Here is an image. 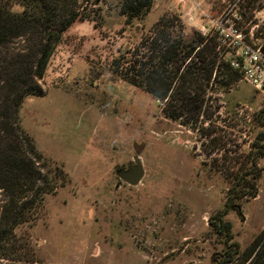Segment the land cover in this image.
<instances>
[{"label":"rangeland","instance_id":"374dc122","mask_svg":"<svg viewBox=\"0 0 264 264\" xmlns=\"http://www.w3.org/2000/svg\"><path fill=\"white\" fill-rule=\"evenodd\" d=\"M120 4L79 0V19L38 79L43 93L23 100L22 129L67 178L15 230L16 239L35 264H215L223 245L208 218L249 167L251 143L264 132V96L240 76L225 87L212 82L199 121L183 124L165 115L167 99L116 76L112 62L144 36L148 55L155 23H165L171 39L214 38L210 20L225 12L241 16L242 30L263 43L254 33L264 25V0H152L146 14L131 19ZM135 156L144 174L130 185L117 171ZM258 166L257 195L237 200L240 212L225 215L241 251L264 240V157Z\"/></svg>","mask_w":264,"mask_h":264},{"label":"trees","instance_id":"16d2710c","mask_svg":"<svg viewBox=\"0 0 264 264\" xmlns=\"http://www.w3.org/2000/svg\"><path fill=\"white\" fill-rule=\"evenodd\" d=\"M78 1L0 0V260L5 264H35L28 245L18 243L15 230L29 223L46 196L67 178L61 167L36 149L21 127L19 112L27 96L43 93L38 79L44 77L64 31L79 19ZM151 4L152 0H121L120 12L131 19L146 14ZM164 24L152 27L148 55L142 48L150 36H144L124 57L112 62V71L154 99H167L165 115L170 119L196 124L206 110L208 85L229 86L240 74L218 49L216 36L197 33L190 43L177 36L171 39ZM254 35L264 48V25ZM17 39L25 42L22 49L13 47ZM263 137L264 132L251 143L249 167L227 189L223 209L208 218L211 233L223 245V250L213 255L215 264H245L252 255L247 264H264V240L257 239L241 251L232 224L225 218L231 210L240 212L237 200L257 195L255 179L261 176L258 159L264 157V145L259 143Z\"/></svg>","mask_w":264,"mask_h":264},{"label":"built area","instance_id":"2783aa9c","mask_svg":"<svg viewBox=\"0 0 264 264\" xmlns=\"http://www.w3.org/2000/svg\"><path fill=\"white\" fill-rule=\"evenodd\" d=\"M213 23L218 48H224V55L232 68L238 70L240 78L264 96L263 45L247 35L239 23L241 16L235 12L221 14Z\"/></svg>","mask_w":264,"mask_h":264},{"label":"water","instance_id":"95a60500","mask_svg":"<svg viewBox=\"0 0 264 264\" xmlns=\"http://www.w3.org/2000/svg\"><path fill=\"white\" fill-rule=\"evenodd\" d=\"M262 54H264V48L262 49ZM117 174L123 182L130 185H137L144 174V169L138 156L134 157V163H130L127 170L119 169Z\"/></svg>","mask_w":264,"mask_h":264},{"label":"crops","instance_id":"0c3cea01","mask_svg":"<svg viewBox=\"0 0 264 264\" xmlns=\"http://www.w3.org/2000/svg\"><path fill=\"white\" fill-rule=\"evenodd\" d=\"M196 22H198V21H196Z\"/></svg>","mask_w":264,"mask_h":264}]
</instances>
